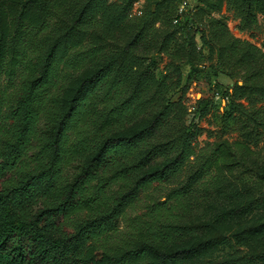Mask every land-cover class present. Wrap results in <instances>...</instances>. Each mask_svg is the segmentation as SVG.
I'll return each instance as SVG.
<instances>
[{
	"label": "trees",
	"instance_id": "1",
	"mask_svg": "<svg viewBox=\"0 0 264 264\" xmlns=\"http://www.w3.org/2000/svg\"><path fill=\"white\" fill-rule=\"evenodd\" d=\"M133 1L0 0V264L264 262V252L189 260L210 240L164 250L198 233L202 224L185 220L234 171L257 191L239 210L264 205L250 158L264 137V53L218 17L201 22L198 12L221 0H195L181 15L177 0H144L138 13ZM227 1L241 28L261 26L264 47V0ZM141 44L167 55L159 77L136 54ZM204 44L237 77L222 96L241 138L195 147L198 128L169 94L179 63L192 65ZM88 66L64 103L65 85ZM148 112L145 126L114 134ZM257 151L264 162V142ZM153 157L162 161L147 169Z\"/></svg>",
	"mask_w": 264,
	"mask_h": 264
},
{
	"label": "rangeland",
	"instance_id": "2",
	"mask_svg": "<svg viewBox=\"0 0 264 264\" xmlns=\"http://www.w3.org/2000/svg\"><path fill=\"white\" fill-rule=\"evenodd\" d=\"M36 2H39V0H36ZM141 6V4L134 6L132 3L131 12L138 13ZM209 16L220 18L233 36L252 42L260 47L264 53V47L260 44L262 39L261 26L257 24L248 29L241 28L238 25V17L232 10L230 2L221 0L218 8L210 11L205 9L198 12V17L203 23H206ZM202 34L201 32L197 33V36L201 35V42L204 40L206 44H209L207 41L209 39ZM143 46L142 44L138 45L136 54L145 58V61L151 65L150 67L155 76L159 77L164 72L165 65L168 62L167 55L162 52L156 53L155 51L146 53L142 50ZM93 68V66H88L79 70L65 85L62 91L64 103L75 83ZM179 72V86L171 91L169 99H179L187 110L184 116L185 123H188L189 126L194 123L197 126L198 130L194 146L198 147L205 142L222 138L227 140L241 138L235 124V111L229 110L227 97L222 96L224 89L231 90V84L237 77L229 76V68L219 64L216 60L215 50L209 52L205 46L192 65L185 61L179 63ZM239 101L243 104L246 103L243 98H240ZM152 115L153 113L151 112L145 113L123 128L116 130L114 134L129 135L149 123ZM262 142H264V137L256 145L250 144L252 150H254L250 158L252 161L254 160L258 173L262 172L264 174V162L260 158L261 152L257 151L258 146ZM161 161L160 158L153 157L147 163L146 168H154ZM76 164L67 169L69 174L76 170ZM244 174L239 172L235 177L234 171L232 177L229 178L231 184L226 188L213 192L209 200L194 212L191 219L185 220V222L189 223L202 224L198 233L174 242L166 246L164 250L183 248L195 242L210 240L211 243L207 242L210 245L207 249L191 255L189 260L219 261L240 253L264 252V205L251 206L246 212L239 210L257 193L255 189L248 187L247 184L239 182V179L242 176L244 177ZM248 176L249 180H253L258 175L256 170H253L249 171ZM235 181L237 182L236 185ZM154 194L158 193L154 192ZM239 231H243L241 237L237 235ZM255 264H264V262Z\"/></svg>",
	"mask_w": 264,
	"mask_h": 264
},
{
	"label": "built area",
	"instance_id": "3",
	"mask_svg": "<svg viewBox=\"0 0 264 264\" xmlns=\"http://www.w3.org/2000/svg\"><path fill=\"white\" fill-rule=\"evenodd\" d=\"M144 0H135L133 2L134 6H139L142 4ZM195 0H177L176 4V14L181 15L183 12H187L190 10L194 4ZM173 21H176V19H173Z\"/></svg>",
	"mask_w": 264,
	"mask_h": 264
}]
</instances>
